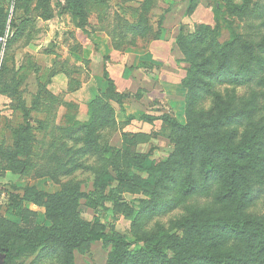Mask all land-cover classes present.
<instances>
[{
    "label": "rangeland",
    "instance_id": "obj_1",
    "mask_svg": "<svg viewBox=\"0 0 264 264\" xmlns=\"http://www.w3.org/2000/svg\"><path fill=\"white\" fill-rule=\"evenodd\" d=\"M38 1L0 0L7 23L0 34L5 37L0 41V149L14 151L20 144L25 147L20 159L27 162L23 172L11 167L16 163L0 162V222L30 230L51 226L42 207L24 201L25 188L54 193L71 185L91 194L79 201L84 222L131 237L181 236V222L191 215L239 211L264 219V173L253 178L245 197L220 198L222 184L215 181L187 192L189 165L161 119L169 115L186 124L191 116L203 122L210 137L238 143L264 125V0H250L244 15L229 14L237 39L229 65L240 75L194 93L183 86L188 64L179 61L185 56L176 40L180 33L194 32L197 23L215 27L214 0H199L191 14V0H90L87 33L65 0L61 5L44 1L43 8ZM229 38L223 28L219 41ZM156 39L162 45L147 54ZM106 71L125 96L122 106L111 99ZM146 114L154 119H142ZM224 116L226 122L216 126ZM144 160L155 167L166 163L172 175L156 182L153 169H138ZM116 186L122 187L118 201L97 202V194ZM229 235L223 233L216 245L250 264L261 263L242 240ZM142 245L136 241L132 248ZM109 250L95 242L87 254L76 251V264H109ZM13 264H61V257L43 250Z\"/></svg>",
    "mask_w": 264,
    "mask_h": 264
},
{
    "label": "trees",
    "instance_id": "obj_2",
    "mask_svg": "<svg viewBox=\"0 0 264 264\" xmlns=\"http://www.w3.org/2000/svg\"><path fill=\"white\" fill-rule=\"evenodd\" d=\"M44 1L47 0L38 1L39 8L45 7ZM214 2L215 27L197 23L194 32L180 33L176 40L185 56L179 61L188 64L183 86L192 90V93L207 91L216 81L232 80L240 75L229 65L236 51L237 40L234 22L229 14L244 15L250 0H243L241 3L235 0ZM89 4L90 0H65L64 6L78 20L79 27L84 28L85 33L87 30L84 26L89 23ZM58 5H61L59 0ZM198 5L199 0H191L188 13H193ZM3 15L4 9L0 3V34H4L7 25ZM223 28L230 32V38L225 42L219 41ZM261 46L264 49V42ZM1 48L0 43V50ZM104 76L109 82L111 99L122 106L124 94L115 90V83L109 72L106 71ZM2 77L1 72L0 81ZM227 117L217 118L215 125L226 122ZM141 118L147 121L154 119L147 114ZM161 119L179 141V152L185 156L189 165L185 174L187 192L210 188L212 181H215L222 184L220 198L231 200L238 194L245 197L252 189L253 178L264 173V125L255 127L238 143L228 136L210 137L203 122L191 116L186 124H180L169 115H163ZM24 148L19 144L14 151L0 149V162L16 163L11 167L23 172L27 167V162L20 159L24 155ZM143 164L138 169H153L155 174L152 175L156 182L163 180L161 176L172 175L168 173L170 169L166 163H159L155 167L153 162L144 160ZM177 173L178 170L175 169L174 174ZM128 177L125 176V181ZM25 190L24 201L42 207L52 225H37L30 230L7 220L0 222V264H13L26 253L43 250L57 252L61 257V264H76V251L87 254L92 244L101 241L107 248L110 247L109 264H250L238 252L223 250L221 245H216L215 241L223 233L242 240L256 257L259 256L260 264H264V219L245 217L239 211L222 216L186 217L181 222V236L153 232L131 237L84 222L77 211L79 201L91 194L78 186H65L54 193L41 191L34 186H28ZM121 192L122 187L116 186L109 190V194L99 193L97 202L118 201ZM136 241H141L143 245L132 248Z\"/></svg>",
    "mask_w": 264,
    "mask_h": 264
},
{
    "label": "crops",
    "instance_id": "obj_3",
    "mask_svg": "<svg viewBox=\"0 0 264 264\" xmlns=\"http://www.w3.org/2000/svg\"><path fill=\"white\" fill-rule=\"evenodd\" d=\"M161 43H163V42H161V40H153L151 43H150V45H149V51H147L146 53L147 54H152L153 55V52H152V50H153V47H157L158 45H162ZM164 43H165V41H164Z\"/></svg>",
    "mask_w": 264,
    "mask_h": 264
},
{
    "label": "built area",
    "instance_id": "obj_4",
    "mask_svg": "<svg viewBox=\"0 0 264 264\" xmlns=\"http://www.w3.org/2000/svg\"><path fill=\"white\" fill-rule=\"evenodd\" d=\"M0 41H1V42L5 41V37L1 36V37H0Z\"/></svg>",
    "mask_w": 264,
    "mask_h": 264
}]
</instances>
